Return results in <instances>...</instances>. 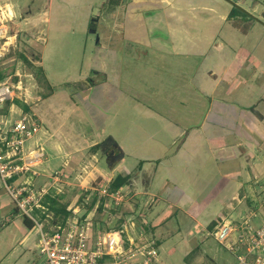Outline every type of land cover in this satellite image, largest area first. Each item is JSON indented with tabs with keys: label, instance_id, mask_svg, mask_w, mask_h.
Returning a JSON list of instances; mask_svg holds the SVG:
<instances>
[{
	"label": "rangeland",
	"instance_id": "374dc122",
	"mask_svg": "<svg viewBox=\"0 0 264 264\" xmlns=\"http://www.w3.org/2000/svg\"><path fill=\"white\" fill-rule=\"evenodd\" d=\"M0 6L14 13L0 71L8 79L22 76L21 101L41 122L27 147L54 124L91 144L113 137L115 155H123L110 166L101 147L93 156L83 144L51 164L42 151L35 187L63 194L78 215L103 200L95 213L103 227L123 219L139 229L153 225L158 264H239L230 242L221 244L209 225L216 212L227 225L243 222L235 210L244 196L240 182L252 200L258 201L253 189L264 200V168L226 159L220 152L226 142H218L221 132L234 133L253 140L264 156V0H0ZM92 19L96 34L89 32ZM189 40L202 54L187 51ZM18 51L37 55L36 68ZM188 132L192 141L182 145ZM142 169L152 175L148 187ZM120 173L132 181L116 206L101 191ZM16 205L0 177V264H46L39 230L24 224Z\"/></svg>",
	"mask_w": 264,
	"mask_h": 264
},
{
	"label": "built area",
	"instance_id": "2783aa9c",
	"mask_svg": "<svg viewBox=\"0 0 264 264\" xmlns=\"http://www.w3.org/2000/svg\"><path fill=\"white\" fill-rule=\"evenodd\" d=\"M13 18L11 8L0 6V60L11 49L13 36L9 34L8 23ZM18 75L17 81L15 75L0 80V177L17 203L16 208L34 223L33 229L39 230L40 251L47 258L46 264H158L160 253L157 242L144 229L147 222L140 229L130 219L118 228L103 227L96 221L97 205L82 215L74 211L65 224L51 223L53 216L47 214L42 204L50 188L38 189L32 183L33 177L41 176L36 169L41 155H26V145L41 130V122L36 115L24 112L15 104L25 94L21 91L22 76ZM8 102L11 104L6 110ZM31 155L37 159L36 163L27 160ZM121 190L110 192L107 187L101 192L119 206L125 200ZM41 215L46 218L43 220ZM224 221L211 235L223 245L230 242L227 248L237 256L239 264H264V226H254L249 221L227 225Z\"/></svg>",
	"mask_w": 264,
	"mask_h": 264
},
{
	"label": "crops",
	"instance_id": "0c3cea01",
	"mask_svg": "<svg viewBox=\"0 0 264 264\" xmlns=\"http://www.w3.org/2000/svg\"><path fill=\"white\" fill-rule=\"evenodd\" d=\"M169 39H171L170 36H169ZM170 42H172V40H170ZM187 43H188V49H189L187 51H190L191 53L202 54L204 48L201 47L199 44L195 43L192 40H189V42L187 41ZM86 84L88 83L86 82ZM113 106H115V104ZM170 107L171 105L168 107V112H169ZM206 121L208 120L206 119ZM194 133H196V130L194 131ZM59 134L60 136L59 138H57ZM191 135L192 134H190V132L187 133V137L182 143V145L184 143H189L190 141H192ZM250 141L251 142L248 143L247 141H244L242 139V136H237L234 133L221 132L218 138V142H226L225 145L221 146V149H220V152L222 153L221 156H226V159H230V160L237 159V158H245L247 163L249 164L248 165L249 168L263 169L264 168V156L258 153V151L255 148L257 146L253 144L254 141L253 140H250ZM85 143H87L88 145L85 146ZM83 144H84V149L91 150V148L94 145H97L98 142H94L91 144L90 140L88 141L84 140L82 139V137L77 136V135H74V137H68L64 134L63 129H59L58 127L56 130L53 124L52 126L49 127V130L48 129L44 130L43 134L37 140H35V144L32 147H27L26 145V155L38 153V155L42 156L41 152L43 151L49 156L47 162L52 164L55 161L54 159H60L64 157V159L66 160V158H68V155L71 152L73 151L79 152L80 149L77 146L83 145ZM182 145L180 147H182ZM34 147L38 148V150L33 149ZM94 155L95 154H93V156ZM41 163H44V160H42V157L40 158V160L37 161L36 165L39 166V164ZM67 164L66 166H68ZM237 165L239 167L242 166L240 162H238ZM141 171L143 172L144 185L146 187L150 186L152 183V175L149 174L148 171L145 169H142ZM145 178H148V181ZM242 184L244 183L240 182L238 183L239 186L237 185L238 187H241L240 192L244 191V196L239 200V202L235 206V210H237L239 214L238 217H240L237 221H240V222L249 221L250 223L252 222L256 226H264V200L262 201L260 200L261 197L255 189H253L252 194L256 195V197L258 198V201L256 202L255 200H252L254 196L250 197L248 190L246 189V187L242 186ZM231 197L232 199L236 198L235 194H232ZM246 203L248 205V208L243 207ZM143 206H144V209L146 210L145 213H147V211L150 210V206L147 204H144ZM216 215H218L216 218L223 217V214L221 212L220 213L216 212ZM205 218L207 217H204L203 219ZM216 218L214 217V219ZM146 229L147 230L151 229V230L147 232ZM146 229L145 231L147 233V236L151 238V233L153 229L155 231V227H153V225L150 224L149 226L146 227Z\"/></svg>",
	"mask_w": 264,
	"mask_h": 264
},
{
	"label": "trees",
	"instance_id": "16d2710c",
	"mask_svg": "<svg viewBox=\"0 0 264 264\" xmlns=\"http://www.w3.org/2000/svg\"><path fill=\"white\" fill-rule=\"evenodd\" d=\"M238 12V9L235 7L232 12L229 15V19L233 18L236 16ZM18 58L22 60L29 68L35 69V62H39L40 59L35 56L29 57L25 52L18 51L17 53ZM36 78L40 80V76L43 75V69L42 67L37 69V72H35ZM6 78V73L1 70L0 71V80H3ZM15 80H18V77L15 78ZM10 102L7 103L6 105V110L10 106ZM15 104L21 108L24 112L29 113L30 108L28 105L23 103L21 100H16ZM101 145L97 144L94 145L91 150L94 154L98 152L100 149ZM143 163L141 162L140 165ZM132 181V176L129 174H118L116 175L110 182L109 185V190L110 192H117L121 189H123L125 186L129 185ZM65 199V196L63 194L57 193L56 190L50 189L49 193L44 196L42 204L47 208V214H50L53 216V220H51V223L53 224H65L69 218H71L74 214L73 210H69V203L65 202L63 203V200ZM98 205V211L101 212L104 209V201L100 200L99 202L97 199H94L87 207V213L92 211L96 206ZM36 213L41 214L40 211H37ZM41 218L44 220L46 217L45 215H41ZM223 218L218 217L214 219L211 224L209 225V229L213 230L219 223H221ZM124 222L123 220H120V224H118L116 227H120L121 224ZM24 224L29 228L33 229L34 228V223L27 217H24ZM158 245V242L156 243Z\"/></svg>",
	"mask_w": 264,
	"mask_h": 264
},
{
	"label": "water",
	"instance_id": "95a60500",
	"mask_svg": "<svg viewBox=\"0 0 264 264\" xmlns=\"http://www.w3.org/2000/svg\"><path fill=\"white\" fill-rule=\"evenodd\" d=\"M97 22H98V19H92V21L90 22L89 32H90L91 34H96V32H97V25H96V23H97ZM98 40H99V39H98ZM110 147H116V148H118V149L120 150L119 145L116 143V141L114 140L113 137H109V138H108V139H107V140L101 145V151H102V153L105 154V153L108 151V149H109ZM122 158H123V155H122V154L115 155V156L112 158L111 162H110V166H113L114 163H117V162L120 163V161L122 160Z\"/></svg>",
	"mask_w": 264,
	"mask_h": 264
},
{
	"label": "flooded vegetation",
	"instance_id": "af4514ba",
	"mask_svg": "<svg viewBox=\"0 0 264 264\" xmlns=\"http://www.w3.org/2000/svg\"><path fill=\"white\" fill-rule=\"evenodd\" d=\"M119 151H120V150H119L118 148H116V147H110V148L108 149V151L106 152L108 160L111 161L112 158L114 157V155H115V154H118Z\"/></svg>",
	"mask_w": 264,
	"mask_h": 264
}]
</instances>
